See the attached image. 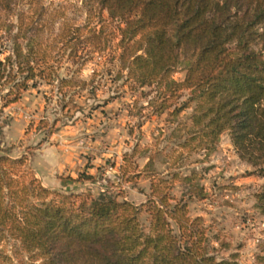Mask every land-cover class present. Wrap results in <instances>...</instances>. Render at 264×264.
I'll use <instances>...</instances> for the list:
<instances>
[{
    "label": "trees",
    "instance_id": "1",
    "mask_svg": "<svg viewBox=\"0 0 264 264\" xmlns=\"http://www.w3.org/2000/svg\"><path fill=\"white\" fill-rule=\"evenodd\" d=\"M17 5L0 0V15ZM84 5L90 20H99V27L85 32L59 23L63 12L43 0H29V10L17 14L13 51L0 61L4 108L37 80L70 85L73 79L58 75V58L76 56L78 44L101 52L118 41L128 79L163 87L158 115L189 93L172 112L192 109L175 129L185 133L181 150L210 155L228 133L240 160L264 179V0H85ZM182 64L185 77L176 81ZM135 154L125 156L121 174L128 183L148 175L150 194L141 205L109 192L95 197L47 188L26 155L13 158L0 149V264H235L209 253L204 219L191 217L186 195L173 194L180 183L188 188V200L205 199L197 173H149L151 157L136 173ZM255 197L264 215V184Z\"/></svg>",
    "mask_w": 264,
    "mask_h": 264
},
{
    "label": "rangeland",
    "instance_id": "2",
    "mask_svg": "<svg viewBox=\"0 0 264 264\" xmlns=\"http://www.w3.org/2000/svg\"><path fill=\"white\" fill-rule=\"evenodd\" d=\"M9 13L1 14L0 61H5L14 47L17 14L28 11L29 0H17ZM51 10L63 12L65 21L84 29L99 27L90 20L85 0H43ZM103 20L109 22L108 14ZM117 24V23H116ZM59 24H57V28ZM115 25L110 24V29ZM84 41V38H82ZM113 41L101 52L78 44L74 57L58 58L60 79H73L63 86L59 80L37 84L7 108L0 91V149L13 158L26 155L28 165L42 184L64 192H88L95 197L102 192L120 195L137 205L145 203L151 180L141 173L135 183L123 180L121 167L125 156L141 172L153 159V167L162 175L197 173L205 199L188 200V188L177 183L173 194L186 195L191 217H202L208 229L207 248L218 260L235 264H264V215L256 208V194L264 179L253 175V168L236 154L228 133L219 140L215 152L187 153L179 148L185 133L175 131L189 120L192 109L174 116L175 107L187 100L183 92L172 101V108L158 115L163 87H141L128 79L123 50ZM83 65V66H82ZM182 64L173 79L182 81ZM142 222L148 225L147 216Z\"/></svg>",
    "mask_w": 264,
    "mask_h": 264
}]
</instances>
